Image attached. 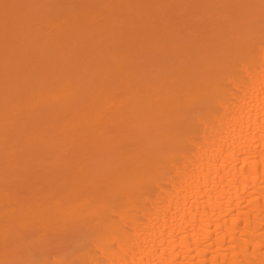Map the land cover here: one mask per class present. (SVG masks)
Masks as SVG:
<instances>
[{
    "label": "bare ground",
    "instance_id": "6f19581e",
    "mask_svg": "<svg viewBox=\"0 0 264 264\" xmlns=\"http://www.w3.org/2000/svg\"><path fill=\"white\" fill-rule=\"evenodd\" d=\"M107 1L0 0V159L81 158L2 201L0 235L82 225L55 264H264V0Z\"/></svg>",
    "mask_w": 264,
    "mask_h": 264
},
{
    "label": "rangeland",
    "instance_id": "374dc122",
    "mask_svg": "<svg viewBox=\"0 0 264 264\" xmlns=\"http://www.w3.org/2000/svg\"><path fill=\"white\" fill-rule=\"evenodd\" d=\"M80 161L79 157L71 159L69 163L57 165L51 163V159L45 158L31 163L26 161L25 164L20 160L12 166L11 163L5 164L1 158L0 204L6 198L20 201L27 199L38 185L51 181V177H56L58 174L60 178L69 176L74 171L72 167L74 168ZM67 164H70L68 168L65 167ZM57 177L55 179L60 180ZM89 235L82 225L72 226L70 222L59 221L44 233L35 225L24 229L13 226L9 235H0V264H43L45 259H48L47 264H55L51 259L52 256L70 257L86 246Z\"/></svg>",
    "mask_w": 264,
    "mask_h": 264
}]
</instances>
